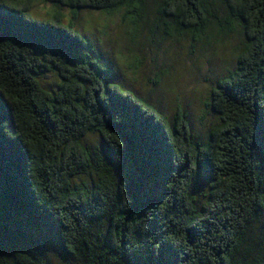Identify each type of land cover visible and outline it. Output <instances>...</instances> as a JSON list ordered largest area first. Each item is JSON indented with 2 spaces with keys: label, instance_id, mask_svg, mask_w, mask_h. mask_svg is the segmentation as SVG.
<instances>
[{
  "label": "trees",
  "instance_id": "1",
  "mask_svg": "<svg viewBox=\"0 0 264 264\" xmlns=\"http://www.w3.org/2000/svg\"><path fill=\"white\" fill-rule=\"evenodd\" d=\"M80 11L131 80L146 28L231 46L201 133L103 79ZM0 264H264V0H0Z\"/></svg>",
  "mask_w": 264,
  "mask_h": 264
},
{
  "label": "rangeland",
  "instance_id": "2",
  "mask_svg": "<svg viewBox=\"0 0 264 264\" xmlns=\"http://www.w3.org/2000/svg\"><path fill=\"white\" fill-rule=\"evenodd\" d=\"M34 8V14L41 16L51 8V4L37 3ZM63 11L66 14L69 13L66 8H63ZM76 23L79 31L91 40L90 46L96 50L94 57L106 68V72L102 75L105 81L117 82L123 88L134 90L139 96L150 100L155 105H161L164 112H168L170 106H174V102L180 103L185 110H189L192 131L201 133L204 121L201 120L199 123L198 115L202 113L203 102H209L211 99L209 86L215 83L223 73L226 74L228 68L226 59L230 60L229 56L232 55L231 46L219 44L199 49V45H196L193 48L190 47L187 38L175 41L161 40L159 35L155 38H147L148 29L146 28L139 34L136 48L142 63L136 78L131 80L124 71L120 70L121 61L117 58L118 52L120 54L128 52L125 49L126 33L123 27L116 26L114 32L110 34L117 41L102 36L101 42L95 30V34L90 32L83 12H79ZM231 40L234 44H238L237 39ZM222 41H226V38ZM163 68H167L168 71L161 74L160 84L154 85L152 81L154 71ZM148 78L152 82L146 81ZM52 82H56L55 77L45 81L50 86ZM168 85L170 89H163ZM171 89L172 91L169 92ZM214 119V117L211 118L209 122Z\"/></svg>",
  "mask_w": 264,
  "mask_h": 264
},
{
  "label": "bare ground",
  "instance_id": "3",
  "mask_svg": "<svg viewBox=\"0 0 264 264\" xmlns=\"http://www.w3.org/2000/svg\"><path fill=\"white\" fill-rule=\"evenodd\" d=\"M233 151V150H232Z\"/></svg>",
  "mask_w": 264,
  "mask_h": 264
}]
</instances>
